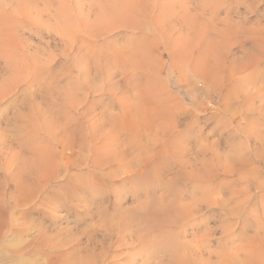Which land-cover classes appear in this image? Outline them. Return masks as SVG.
I'll list each match as a JSON object with an SVG mask.
<instances>
[{
	"label": "rangeland",
	"instance_id": "rangeland-1",
	"mask_svg": "<svg viewBox=\"0 0 264 264\" xmlns=\"http://www.w3.org/2000/svg\"><path fill=\"white\" fill-rule=\"evenodd\" d=\"M27 1L30 2V4ZM27 1L0 0V36L2 35L0 44L4 41V44L7 43L9 45L5 47H2V44L0 45V70L4 66V62L2 61L3 58H5L6 61L14 63L15 61L13 60H16V65L19 64L17 65L18 69L23 72L21 73L22 76L25 74L23 79L33 74V72H39V75L42 77L36 81V88H41L42 86L46 88L48 85L52 88L54 87L53 90L49 86L52 91L50 88H46V90L42 87L44 90L52 92H49V96H53L56 100L53 99L55 101L57 117H55V121L52 120L51 123L54 129H58L62 124L64 125L66 123H76L77 121L85 122V120L80 119L81 116L79 114L86 108H93L96 109L97 112H100L106 106L110 105L115 108L114 113H121L117 99L120 96V92L116 91L113 87L116 80L114 74L115 70L112 68L110 69L109 65L106 66L104 57L115 55L125 46H131L133 43L137 44L138 38L135 36L139 34V32L136 31L137 29L130 28L134 24L135 19H131L132 21H127V19L136 18L137 23V20H139L138 18L141 16L142 19L140 18V20L144 21L143 25H146L149 21L148 19L152 17L147 15L149 11H154L153 14L156 15H158L159 8L161 9L160 11H163L162 8L167 12L168 10L172 11L177 2L174 0V5H172L173 0H167V3L164 4H162V0H146L147 2L145 0H136L138 6L135 0L132 2L129 1V3L127 0H119L123 9L120 7L121 10L118 11L121 4L119 5V3L114 0H110V2H108L109 0H94L92 2L91 0H51V4H49V0ZM33 1H35V3ZM113 1L115 2L114 5ZM134 1L136 3H133ZM150 1L151 3L154 2L150 4ZM170 1L172 4H169ZM182 1L184 0L178 1V4H182L175 7L176 9L178 8L177 10H179V7L180 9L184 7V10L189 6L191 9L196 8L199 13H204L207 19L210 18L212 22L214 21L213 24L211 21L207 20L204 23L206 27L203 24L200 25L201 23L190 20L187 22L188 24L183 25V27L178 26L176 29L175 27L171 29L169 25H167L168 23L163 22L161 18L158 22L161 23L162 27L167 26L166 28H161V26L156 27L154 24L153 27L148 24L149 27H153L152 29L155 30L153 32L151 28L148 29V26H146L148 30H146L147 33L161 35L159 36L162 38V40L160 39V45L162 42H165V39L168 38L171 33L174 37V39L171 37L166 40L171 41V44L165 42V44L163 43V45L160 46L158 43V48L156 46V51L152 50L151 54L154 55L158 53L154 56H150V60L164 53L162 60L163 65L166 69H169L170 66H172V62L168 59V54L165 50V45L167 43H169L170 46L175 45L176 48L178 45L179 47L181 45L184 47V42L188 41L185 45L191 43L190 39L185 40V38L191 36L194 42L192 43L194 45L197 43L196 46L199 48L193 49L194 51L191 50V54L193 52L197 54L198 51L202 50V45H204L207 40H215V38L216 42L217 39L221 40L220 44L218 41L216 45L219 44L221 52L222 48L225 47L222 52L224 55L222 53H220V55L224 56H222L223 59H221L223 64H225V62H223L224 58L226 59V66L223 68L221 61L219 66L220 69H222V78H224L226 82V94L229 92V100L226 98V115L216 110L217 106L215 105L204 112H196L193 114V116L195 115L196 117V124H193V129H190L187 136L185 134L183 137H179V139L175 138V140L170 135L167 136L171 138L167 136L163 137V135H161L163 133H159L160 130L155 132L149 125L140 124L141 127L139 125L137 126V124L142 123L140 119L133 121L134 118L131 117V115H122L123 117L121 116L122 118L119 120L126 126L124 127L122 124H119L120 121H118L119 129L120 127L121 129H125H123L124 131H121V133L118 132L112 136L113 138L116 137L117 140L113 139L111 136L105 135V133L100 136V141H103V143L106 142L108 150L117 147V149L121 151L122 148H127V155L125 154L127 157L125 155L124 157H120L119 153L120 158L118 157V159L120 161L118 159L115 160L117 163H114L113 166V169L117 167V169H120L119 177L115 178L111 184L104 185V182L101 181L102 178L99 176L90 178L88 175L92 173L91 171H93V169L88 167V165L86 166L85 163L82 164V167L78 168L77 172L86 174L83 184L91 190L82 198L81 203L76 202L80 207L74 206L59 209L53 204L49 205L45 200V197L48 195L47 191L32 198L34 202L32 200H30V202L27 200V204H15L14 197L12 195L10 196L11 190L13 189L11 187L12 184L11 182H7V188L4 187V189H1L2 192H6L7 201L9 203L12 202L10 204L11 206L6 207V210L13 215L14 223L17 221V230L20 231L22 235L12 234L9 240L12 239L15 245H19L22 240L29 241L31 245L26 249L24 254L22 253L23 255L21 254L22 259L17 258L20 253H12L19 261L11 262V260L7 259L0 262V264H50L54 259L56 264H75V260L72 256H68L67 254L76 252L79 256H85L87 253L86 251H89V249L93 250L95 255H98L99 258L98 261H96L97 259L92 257V262L87 264H264V238L258 237L254 239L255 231L264 226V119L262 121L260 120V118L262 119V117H264V101L262 98V96L264 97V51H260L261 48L264 49V0ZM124 2H126V4H123ZM143 2L144 5L142 4ZM189 2L191 3L188 4ZM95 3L97 5H95ZM184 3L188 5H183ZM145 4L146 6L151 5V7L147 8L148 12L145 11ZM142 5L144 6L143 8L141 7ZM156 6L159 7L157 8ZM170 6L173 7L172 10ZM139 7H141V9ZM126 8L128 9V14ZM135 9L138 10L137 13ZM109 10L116 19L111 17V12L109 14ZM114 10L116 11L114 12ZM174 12L172 11V14ZM49 14L51 17L52 15L54 16L52 20L57 21V19H59V25L56 21H51ZM130 15L133 16L131 17ZM146 15L149 17L148 19H146ZM62 17L63 20H66L65 22L60 20ZM69 19H71V22L68 21ZM124 20L127 24L130 22V24L125 26ZM142 21L141 23L138 22V24L141 25ZM50 22L53 23L51 24ZM189 22L194 24L192 25V23ZM64 23H66V25ZM156 24L158 25V23ZM174 24L176 25L175 22ZM194 25H196L197 28H194ZM199 25L200 27H198ZM184 26L186 28L188 26H193L191 28L192 33H190V30H188V32ZM181 28L186 31V35H183L185 31H181ZM210 28L212 29L211 32L214 31L212 33L213 35L210 33ZM158 30H163V32H159ZM170 30L171 33L166 35V32ZM222 30L223 32L224 30L226 31L224 32L225 34H223ZM175 32L179 34V36L177 35L179 41L175 40L177 37ZM187 32L190 34H187ZM162 33L165 34V38ZM210 34L211 39L208 38ZM184 36L185 41L182 42ZM194 38H197L196 41ZM131 39H134L135 42ZM138 43L140 44V41ZM192 43L188 45V48ZM194 45L192 46L194 47ZM250 45L254 48L256 47V50L250 47ZM175 46L171 48L175 49ZM192 46L190 47L191 49ZM179 47L178 49H180ZM2 48H6V51L4 50L5 55L3 54ZM119 48L121 49L117 51ZM191 58L193 60V57ZM191 58L188 61L186 60L188 65L185 64V66H182L187 70L184 68V70L181 69L185 74H189L190 72L189 75L192 73L190 71L191 65L189 64L193 62ZM246 58L249 60H246ZM45 59L49 62L47 67L43 66L45 65ZM94 59H96V62ZM244 59L249 63L252 61V63H250L251 65L249 64L247 66L246 64H248V62H243ZM237 60H239V62ZM154 61L155 60H153V62ZM183 61H181V64L184 65L185 60ZM234 61L239 65L236 64V67L235 65L232 66V64H235ZM240 61L243 62L242 65H240ZM29 62L30 64L34 62V65H39L38 67L33 64V66H29ZM212 62L214 63L213 65H215L218 63V60L215 59V61ZM243 65L246 66L243 68ZM23 68L26 70H23ZM254 70L256 72H254ZM178 74V70H175L174 75L178 76ZM257 76H259V79ZM256 77L259 80L257 84L255 82L257 81ZM39 80L43 84L38 83ZM172 82L173 81H170V83ZM30 83L31 81L23 85L21 90L22 88H27L26 86L29 87ZM255 84L260 87V90H258L259 88ZM181 86H173L174 88L172 87V90L175 93H181V98H183L185 102H188L185 98L186 96H184V90L188 89L186 83H183ZM240 86L242 88L238 89L237 87ZM241 90L243 92H240ZM253 90H255V92ZM250 92L253 97L256 95V97L259 96L261 99L258 97H254L256 98L254 99L250 95ZM257 92H259L258 95ZM72 95H75L77 99V105L74 110L71 109L70 105ZM243 95L245 97H243ZM240 97L243 102L239 99ZM253 100L255 103H253ZM216 102L217 100L215 101L217 105ZM239 102L243 107H240L241 104ZM237 104L240 106L238 107ZM249 107H252V110L255 108V110H253L254 112L251 111ZM257 108L260 110L258 111ZM237 109H240V111ZM261 110H263V112ZM237 111L239 112L238 114ZM250 111L252 113H250ZM256 111L262 114L260 115L258 113V116ZM232 112H234L233 115ZM253 114L256 116H251ZM249 115L253 120H250L251 118ZM124 116L129 117L125 120ZM258 117L260 118L258 119ZM57 118L61 125L59 123L56 124V122H58L56 121ZM130 118L132 119L130 120ZM187 120L188 119L183 118L180 122L182 123L180 127H184ZM258 122L259 124L263 123L259 125ZM129 123L130 126L127 125ZM133 124H136V126ZM133 126L136 128L139 127L140 130L136 128L132 129ZM216 126L217 130L215 129L216 131L212 132ZM250 126L251 128H249ZM126 127H129L131 130L129 128L128 130ZM144 128L152 132L151 135L149 131L152 138H150V135H147L148 132L145 134L146 130L142 131ZM136 130L138 132L142 131L144 134L141 132L138 133ZM125 131L127 134H124ZM132 132L138 133V135L141 134L138 138V136H135ZM257 134L261 135V137L257 136ZM103 135L105 137H102ZM159 135H161L160 140L164 141V143L158 139L160 138ZM119 136L122 138L118 139ZM154 136L155 138L153 140ZM128 137L133 138L134 144L132 143L133 141L128 140ZM140 137L141 139L146 137L143 139V141L145 140L143 143ZM167 138L168 141L166 142ZM205 138L208 139V142ZM197 139H199L200 142ZM201 139L204 140L202 141ZM146 141H148V144ZM150 141L152 142L149 143ZM155 142H157V144ZM202 142L205 144L202 145L203 148L199 147ZM100 143L102 144V142ZM196 143H200V145H196ZM119 144H121V146H119ZM206 144H208L207 147L210 145L208 149L205 147ZM140 145H149L148 147L146 146L149 149L146 150V148L144 150L146 152H144L142 149H144L145 146L140 147ZM136 146H139V149L136 148ZM198 148L201 150L197 151ZM128 149L130 152H128ZM141 151L144 154L141 153ZM200 152L201 156L204 154L205 157H208L206 159L200 157ZM225 152L226 155L228 154L226 157L224 156ZM132 154L135 156L132 158H136V161L131 160L129 157L132 156ZM139 154H141L143 158ZM197 154L198 157L196 156ZM65 156V161L76 158V154H66ZM147 156L148 158H146ZM229 156L235 159L232 160ZM243 156L247 162H244L246 161L245 159L243 161ZM138 157L142 159L140 158V160H138ZM121 158H123V160ZM124 158H126V160ZM226 160H228V162ZM239 160L242 164L239 163ZM123 161L124 163H122ZM141 161L147 165L145 164V166H143L144 164L141 163ZM138 163L141 166H139ZM121 165H124V167L126 165V171ZM127 165H130V167L128 166L130 170H128ZM135 167H137V169L146 168L145 172H147V175L138 177L134 170ZM2 168L3 169L0 170V176H8V167L5 166ZM255 168L257 172H255ZM253 169L255 170L252 171ZM101 171L104 173L108 170L103 168ZM11 172H13V170ZM70 173L72 174V172ZM122 173L123 175H120ZM195 174H200L201 178L200 175L196 176ZM64 181L63 179L53 181L47 189L49 190L61 186L64 184ZM202 195H204V199ZM247 197L250 198L249 203L243 206L242 203ZM41 202L44 203L42 204ZM223 203H228V205L233 208L235 214H232V212L229 214L227 210L225 212L220 206ZM41 204L43 206H41ZM159 206L161 207L159 208ZM162 206H164V210H162ZM166 206L168 208L165 209ZM71 209L73 210L71 211ZM151 212L152 214H156H151L152 216H150ZM207 218L208 220H206ZM206 226L210 228V232L207 234L205 233ZM262 232L263 230H261V234ZM45 234L50 237V240L47 245L42 246L41 243L45 239ZM203 236H207L208 240L205 241V237ZM1 245L2 244H0V249H3L4 247ZM191 253H195V257L191 255ZM64 255H66V257L62 258ZM126 257L128 259H126ZM20 260H22V262H20Z\"/></svg>",
	"mask_w": 264,
	"mask_h": 264
},
{
	"label": "bare ground",
	"instance_id": "bare-ground-1",
	"mask_svg": "<svg viewBox=\"0 0 264 264\" xmlns=\"http://www.w3.org/2000/svg\"><path fill=\"white\" fill-rule=\"evenodd\" d=\"M25 1H27V0H25ZM92 1H94V0H91V2ZM98 1H100V0H98ZM114 1L118 2L119 5L121 4V2L119 0H114ZM114 1H113V5L115 4ZM129 1L132 2L133 0H127L128 3H129ZM135 1L133 3L137 2V1L136 2ZM176 1L177 2L175 4L176 5L175 7H177V5L180 4V3L178 4L179 0H176ZM209 1H211V0H209ZM23 2H24V0H23ZM33 2L35 3V1H33ZM49 2H50L49 4H51V0H49ZM108 2H110V0ZM174 2L175 1L173 0V4H172L170 1L169 4L174 5ZM182 2H185V0ZM28 3L30 4V2H28ZM34 3H32V4H34ZM60 3H62V2H60ZM111 3H112V1H111ZM148 3H149V1H148ZM152 3L150 1V4H152ZM164 3H167V0H162V4H164ZM190 3L191 2H189L188 4H190ZM20 4H21V2H20ZM123 4H126V2H124ZM130 4H132V3H130ZM142 4L144 5V2ZM95 5H97V4L95 3ZM101 5H99V6H101ZM113 5H112V7H113ZM137 5H138V2H137ZM143 5L141 6L142 8L144 7ZM183 5H186V4L184 3ZM123 6H125V5H123ZM145 6H146V4H145ZM120 7L122 8V4H121V6H119L118 11L121 10ZM130 7H132V6H130ZM141 7H139V8L141 9ZM149 7H151V5L146 6V10L145 9L144 10L147 11V8H149ZM153 7H155V6H153ZM175 7H174L175 12H174L173 7H171V10L173 9L172 11L174 12L173 14H172V11L168 10V12H167L162 7L161 8L163 11H160L161 10L160 8H159V12L157 10L158 15L153 14L154 11H149V12L147 11L148 12L147 15L152 16V17H151V19H148L149 17H147V15H146V17H147L146 19L149 20L146 25H143L144 21L140 20V18L142 19L141 16H140V18L137 17L139 19V20H137V23H136V18L127 19V21H129V20L132 21L133 19H135L134 24L131 22L133 24V25L131 24L132 27H130L131 25L129 27L132 29H137L136 31L139 32V34H137L135 37L138 38V40L140 41V44L138 43L139 41L137 40V44L133 43V45L128 46V47H126V46L124 47V45H123L124 48L122 47L123 48L122 50H120L121 48L117 49V51L118 50H120V51H118V53H116L115 55L104 57V61H105L106 66L109 65L110 69L112 68L115 70L114 74H115L116 80L114 82L113 87L116 89V91L120 92V96L117 99H118V104L120 107L119 110L121 111V113H117V114L114 113L115 108L113 106H110V105L106 106L100 112H97V110L93 109V108H89V109L86 108V109H83V111L79 114L81 116L80 119L85 120V122L82 121L83 122L82 123L80 121H77L76 123H66L64 125L63 124L61 125L60 122L58 121V118H57L56 121H58V122H56V124L59 123L61 126L58 129H54V128H52L51 123H52V120L56 119L55 117H57L56 108H55V101L56 100L53 98V96L52 97L49 96V92H50L49 90L46 91L51 86L48 85V87H46L47 89L45 88V86H42L46 90H44L42 87H41L42 89L36 88V84H37L36 81L42 77L41 75H39V72L38 73L33 72V74H31L28 77L23 79V76L25 74L22 76L21 73H23V72H21V70L18 69L17 65H19V64L16 65V62H17L16 60H13V61H15V63H14V62L6 61L5 58H3L4 60L2 59V61L4 62L3 63L4 66L0 70V170L3 169L2 167H5V166L8 167L7 169L9 170V173H8L9 175L8 176L2 175V177L0 176V244H2L1 246L4 247L3 249H0V262L7 260V259L11 260V262L19 261L18 259H16V256H14L12 253L13 252L20 253L19 257H17V258L22 259L21 254L22 253L24 254L26 249H28V247H30V245H31V243H29V241H25V240L20 241L19 245H15V243L12 239L9 240V237L12 234L13 235L17 234L19 236H22V235H21V232L17 230L18 229L16 226L17 221H16V223H14L15 221H13L14 220L13 215L6 210V207L11 206L10 204L12 203L11 201H10L11 203H9L7 201L6 192L1 191V189H4V187L7 188V182H11V184H12L11 187L13 189L11 190L10 196L12 195L14 197L15 204H19V205H22L24 203L27 204L28 203V202H26L27 200H29V202H30V200H32V198H35L38 194H42V193H45V191H47L48 195L46 194L47 197H45L46 198L45 200L49 203V205L53 204L56 208H59V209L64 208V207L69 208V207H74V206L80 207V205L77 204L76 202L81 203L82 198L87 194V192H90V190H91L89 187H86V185L83 184V182L86 178V174L77 172L78 168L82 167V164L85 163L86 166L88 165V167L93 169V171H91L92 173H90L89 175L87 174L90 178L93 176H96V177L99 176L100 178H102L101 181L104 182V185L105 184H108V185L111 184L115 178L119 177L120 169H117L118 167L113 169V166H114V163H117V161L115 162V160L118 159L119 153H120V157L121 156L124 157V155L126 154L127 148L123 149L122 147H125V146H122L121 148L123 150L121 149V151H120V149H117V147L112 148L113 147V145H112V147H111L112 149L108 150L106 142L104 141L105 143H103V141H100V136L105 133V135L112 137L115 133L117 134L118 132L121 133V131H124L123 129H125V128L122 127L123 129H121V127H120V129H121L120 130L119 126H118V121H120L119 119H121L123 117L122 115H125V116L127 114L131 115V117H133L135 119V120L133 119V121H137L140 119V122H142V123L137 124V126L139 125L141 127L140 124L149 125L151 127V129H153L155 132H158V130H160L159 133L161 134V132H162L163 134H161V135H163V137L170 135L174 138V140H175V138L179 139V137H183L185 134L187 136V133L190 131L193 124L196 122V117H195V115L193 116V114L196 112H204L205 110H207V109H209L215 105V106H217L216 110H218L221 113H224L226 115V111H227V109H226V98H228V100H229V92L226 94V82H225V79L222 78V73H221L222 69H220V66H219L221 59H223L222 56L224 55V53H222V52H223V49L225 48V47L222 48V46H221V48H222V52H221L220 46H219L221 40L217 39V42H216V38H215V40L213 39V40H207V42L205 41L206 43L204 45H202V47H203L202 50L198 51V53L195 54L193 52L194 51L193 49L197 48V46H196L197 43L195 45L193 44L194 43L192 41L193 38L191 39L190 35H189L190 36L189 38H185V36H184L182 39V42L185 41L186 39H190L191 43L193 42L192 45H194V47L196 46L195 48L191 45L192 49L190 48L191 46L189 47L190 48L189 49L188 45L191 43H189L188 45L187 44L185 45V43L188 41L184 42V45H183L184 47H182V45L179 47V45L176 44V45H178V47L180 49H178V47L176 48L175 45L170 46L171 41H169V40L166 41L168 38L170 39L171 37H173L171 30H170V31L166 32V35L167 34L169 35V33H171L170 36L165 39V42H169L170 44L167 43L165 45V50H166V53L168 54V59L172 62V66H170L169 69H166L164 67L163 61H162L164 53L155 56L154 57L155 59L152 57L153 59L150 60V56H154L158 53V52L155 54L153 53L154 55H152L151 51L152 50L154 51L155 49L158 48L157 45H158V43L160 45V42H161L160 39L162 40V38L159 37V36H161L159 34L147 33L148 30L146 29L147 28L146 26H148V29L151 28V30L153 32L155 29L153 30L152 28L155 25H156V27L161 26V28H166L167 26L162 27L161 23L158 22V20L160 18H161V20H163V22L168 23L167 25H169V27L171 29H173V27H175V29H176V28H178V26L183 27V25L188 24L187 22L190 20H193L194 22H197V23H201L200 25H202V24L205 25L204 23L207 20L211 21L212 24L214 22V21L212 22V20L210 18L207 19L205 17L204 13H202V12L199 13V11H197L196 8L191 9V7L189 6L190 8L186 7V9L184 10L183 9L184 7L182 8V6H181L182 9H180V7H179V10H177L178 8L176 9ZM195 7H197V6H195ZM26 9H23V10H26ZM136 9H138V8H136ZM165 9H167V8H165ZM116 10H114V12ZM144 10H142V11H144ZM124 11H125V9H124ZM127 11H128V9L126 8V12ZM110 12L111 11L109 10V14H110ZM137 12H138V10H136V13ZM106 13H107V11H106ZM142 13H141V15H143ZM123 14H121V15H123ZM127 14H128V12H127ZM114 15H115V13H114ZM49 16H50V14H49ZM134 16H137V15H134ZM47 17H48V15H47ZM53 17H54L53 15H52V17L50 16L51 21H56V20H52ZM111 17H113L112 12H111ZM125 17H126V15H125ZM143 17H144V15H143ZM113 18L116 19V17H113ZM106 19H109V18H106ZM58 20L59 19H57V21H56L57 24L59 23ZM60 20H63V17ZM70 20L71 19H69L68 21H70ZM65 21L66 20H63L62 22H65ZM141 21H142V24L141 25L138 24V22L141 23ZM123 22L126 24L125 26L130 24V22L127 24V22H125V20ZM160 22H162V21H160ZM174 22L176 23V25L174 24ZM118 23H119V21H118ZM156 23H158V25L159 24L160 25L158 26ZM189 23H192V22H189ZM211 23L209 22L210 25H211ZM51 24H49V25H51ZM64 24L66 25V23H64ZM148 24L150 26H153V24H154V26L149 27ZM193 24L194 23H192V25ZM200 25L198 27H200ZM207 25H208V23H207ZM214 26H215V23H214ZM192 27L188 26L187 28L185 27V29H187V31L188 30L191 31ZM194 28H197V26L194 25ZM158 29H160V28H158ZM151 30H150V32H151ZM156 30H157V28H156ZM165 30H167V29H165ZM180 30L182 31L184 29L181 28ZM194 30H193V35H194ZM211 30L212 29L210 28V33L212 34L214 31L211 32ZM225 30H224V32H226ZM158 31L163 32V30H161V31L158 30ZM197 31H198V29H197ZM197 31H196V33H197ZM188 32H187V34L192 33V31L190 33H188ZM216 32H218V31H216ZM222 32H223V30H222ZM224 32H223V34H225ZM175 33H176V36L177 35L179 36V34H177V32H175ZM182 33H180V34H182ZM163 34L164 33H162V35ZM211 34L208 36L209 39H211L210 38ZM183 35H186V31H185V34H183ZM217 35H218V33H217ZM1 36H0V39L2 38ZM178 36L175 38L176 41L179 39ZM194 37H196V36H194ZM214 37H216V36H214ZM222 37H224V36H222ZM164 38H165V34H164ZM181 38H182V36H181ZM184 38H185V40H184ZM173 39H174V37H173ZM196 39H195V41H196ZM1 40H0V42H1ZM3 40H4V38H3ZM132 41L135 42L134 39ZM163 41H164V39H163ZM218 41H219V44L216 45L218 43ZM3 42L1 43L2 45L0 44L2 47H5L6 45H8L7 43L4 44ZM165 42H162L161 45H163V43L165 44ZM200 42H201V40H200ZM130 43H132V42H130ZM257 43H259V42H257ZM261 43H263V42H261ZM173 44H174V42H173ZM180 44H183V43H180ZM199 44H202V43H199ZM222 45H223V43H222ZM156 46H157V48H156ZM174 46H175V49L171 48ZM250 47H253V46L250 45ZM255 48L253 47V49H255ZM197 49H199V48H197ZM4 50L6 51V48L3 49V54L5 55ZM191 50H193L192 54H191ZM262 50L264 51L263 48H261L260 51H262ZM0 52H1V49H0ZM220 53H222L223 55L221 56ZM260 53H257V54H260ZM262 54H263V52H262ZM218 56H221V57H218ZM248 56H249V54H248ZM191 57H193V60ZM225 57H226V55H225ZM190 58L193 61L192 63H189L191 65V70H190L192 72L191 75H189L190 72H189V74L188 73L185 74L181 70L184 68L182 66H185V64L188 65L187 64L188 62L186 63V60L188 61ZM215 59L218 60V63L213 65L214 63L212 61H215ZM247 59L248 58H246V60ZM153 60H155V61L153 62ZM183 60H185L184 65L181 64L182 63L181 61H183ZM225 60L226 59L224 58L223 62H225V64H226ZM246 60L244 59L243 62ZM94 61L96 62V59H94ZM235 61H234V63H235ZM237 61L239 62V60H237ZM240 62H241L240 65H242L243 62L242 61H240ZM247 62L248 61H246L245 63H247ZM48 63H49L48 60L45 59V65H43V66L47 67ZM221 63H222V61H221ZM250 63H252V61H250ZM250 63L248 62V64H246V65L248 66ZM29 64H30V62H29ZM32 64L34 65V62H32ZM32 64H30L29 66H31ZM166 64H167V62H166ZM222 64H221V67H222ZM225 64H223V68H224V66H226ZM236 64L239 65L238 63H235V64H232V66L235 65V67H236ZM254 64H255V62H254ZM38 65L39 64H35L34 66L38 67ZM246 65H243L242 67L244 68V66H246ZM19 67H21V66H19ZM27 67H28V65H27ZM25 68H23V70ZM184 69L187 70L186 68H184ZM175 70H178V72H179L178 76L174 75ZM179 70H181V71H179ZM256 70H258V69H256ZM254 72H256V71L254 70ZM44 77H46V76H44ZM192 77H194V78H192ZM240 77H242V76H240ZM257 77L259 79V76H257ZM257 77H256V79H257ZM261 78H263V77H261ZM258 79H257V81H255L256 84L259 81ZM28 81L29 82L31 81L29 87L26 86L27 88H24V89L22 88V90H21V87L23 85H26L29 83ZM170 81H173L172 82L173 86H176V87H179L183 83H186V86L188 89L184 90V96H186L185 98L187 99L188 102H185L184 99L181 98V93L179 94V92L178 93L173 92V90H172L173 86H172V83H170ZM38 83H41L40 80ZM41 84H43V83H41ZM262 84H263V80H262ZM39 86H37V87H39ZM241 86L237 87V88L241 89L242 88ZM51 88H50V90H51ZM181 88H182V86H181ZM258 88L257 89L260 90V87H258ZM52 89L54 90V87ZM244 89H242V90H244ZM242 90L240 92H243ZM263 90H262V92H263ZM253 91L255 92V90H253ZM251 92H250V95L252 94ZM50 93H52V92H50ZM236 94H235V96H236ZM258 94H259V92H257V95ZM260 94H262V93H260ZM247 96H248V94H247ZM243 97H245V96L243 95ZM254 97H256V95ZM257 97L260 98L259 96H257ZM235 98H237V97H235ZM256 98H254V99H256ZM262 98L264 101L263 96H262ZM239 99H241V97ZM248 99H250V98H248ZM216 100H217V102H216L217 105L215 104ZM256 101H259V100H256ZM229 102H231V101H229ZM242 102H243V100H242ZM249 102H250V100H249ZM253 103H255L254 100H253ZM253 103H252V105H253ZM260 104H259V106H260ZM70 105H71V109L74 110L76 108L77 99H76L75 95H72ZM252 105H250V106H252ZM239 106L240 105H238V107ZM240 107H243L242 104ZM249 108H251V111L255 110V108L253 110H252V107H249ZM258 108H257V110L259 111L260 109H258ZM120 111H118V112H120ZM238 111H240V109ZM238 111H237V114L239 113ZM251 111H250V113H252ZM261 111L263 112V110H261ZM256 113H257V111H256ZM258 113H257V115H258ZM233 114H234V112H232V115ZM259 114L261 115L262 113H259ZM263 115H264V112H263ZM125 116H124V118L126 120V118L129 116H127V117H125ZM251 116H256V115L253 114ZM251 116H250V118H251ZM260 117H258V119ZM183 118H186L189 121L188 120L186 121V124L184 125V127L183 126L180 127V124H182L180 122ZM191 118H193V119H191ZM253 118H255V117H253ZM131 119L132 118H130V120ZM247 119H249V118H247ZM263 119H264V117H262V119L260 118L261 121ZM250 120H253V119L251 118ZM121 122L122 121H120L119 124L123 123V122L122 123ZM263 122H264V120H263ZM135 123H137V122H135ZM252 123H254V122H252ZM262 123L259 124V122H258L259 125H261ZM127 125L130 126V123ZM133 125L136 126V124H133ZM53 126H54V124H53ZM135 128L136 127L133 126L132 129H135ZM145 128L142 131L146 130ZM249 128H251V126ZM249 128H248V130H249ZM252 128H254V127H252ZM136 129L140 130L139 127ZM199 129H201V128H199ZM215 129L217 130V126L212 130V132L216 131ZM142 131H139V132L142 133ZM149 131L150 130L145 131V134L148 132V134H147L148 136L150 135ZM246 131H247V129H246ZM125 133H126V131L124 132V134ZM138 133H133V134L135 136H138V138H139L141 133L139 135H138ZM197 133H199V132H197ZM142 134H144V133H142ZM153 134H155V133H153ZM147 135H144V136H147ZM151 135H152V132H151ZM151 135H150V138H152ZM161 135H159L160 136V138H158L159 140L161 139ZM108 136H106V137H108ZM120 136H121V134H120ZM120 136L118 139L122 138ZM257 136L261 137V135H258V134H257ZM102 137H105V136L103 135ZM132 137L131 138L128 137V140L133 141ZM192 137H190V138H192ZM196 137H197V135H196ZM126 138H124V139H126ZM145 138L143 137V139H145ZM154 138H155V136L153 137V140H154ZM168 138H171V137H168ZM168 138L166 139V142L168 141ZM113 139H116V137ZM143 139H141V137H140V140H142L141 141L142 143L145 141V140L143 141ZM205 139H206V141L208 140L207 138H205ZM171 140H173V139H171ZM197 140L199 141V139H197ZM108 141H110V140H108ZM119 141H116V142L120 143ZM148 141H146L147 144H148ZM257 141H259V140H257ZM260 141H261V139H260ZM100 142H102V144ZM116 142H113V143H116ZM121 142H123V141H121ZM151 142L152 141H150L149 143H151ZM161 142L164 143V141H161ZM132 143L134 144V141ZM155 143L157 144V142H155ZM210 143H208V144H210ZM129 144H127V145H129ZM197 144L200 145V143H196V145ZM208 144H206L205 147H207ZM155 145H152V146H155ZM202 145H205V144H203V142H202L201 146H199V147L203 148ZM119 146H121V144H119ZM141 146H145L144 149H142L144 151L149 145L148 146L147 145H140V147ZM209 146L206 149H208ZM133 147H135V146H133ZM133 147H131V148H133ZM138 147L136 146V148H138ZM128 148H129V146H128ZM148 149L149 148H147L146 150H148ZM198 149H197V151L201 150L200 148H198ZM206 149H205V151H206ZM261 149H263V148H261ZM132 150H134V149H132ZM164 151H165V149H164ZM128 152H130V150ZM137 152H139V151H137ZM144 152H146V151H144ZM202 152H204V151H202ZM141 153H143V152L141 151ZM196 153H198V152H196ZM261 153H262V151H261ZM66 154H68V155L76 154V158L73 160L65 161V157H66L65 155ZM139 155L141 156V154H139ZM139 155H136V156H139ZM199 155L202 158L204 157V159H206L208 157V156L205 157L204 154H203V156H201V152ZM227 155L225 152L224 156L226 157ZM148 156L146 158H148ZM163 156H164V154H163ZM196 156L198 157V154ZM129 157L131 158V160L136 159V158L135 159L132 158V157H135V156H133V154H132V156H129ZM129 157H128V160H129ZM141 157L143 158V156H141ZM140 158L138 157L137 159L140 160ZM149 158H152V157H149ZM229 158H230V156H229ZM232 158H230V159H232ZM121 159L123 160V158H121ZM124 159L126 160V158H124ZM224 159H226V158H224ZM234 159H232V160H234ZM244 159H245V157L243 158V161H244ZM196 160H197V158H196ZM263 160H264V158H263ZM135 161H132V162H135ZM148 161H149V159H148ZM188 161H190V160H188ZM226 161L228 162V160H226ZM129 162H131V161H129ZM205 162H206V160H205ZM244 162H247V160ZM248 162H250V161H248ZM122 163H124V161ZM141 163H143V161H141ZM239 163L242 164V162L240 160H239ZM143 164H144L143 166H145L146 163H143ZM116 166H118V165H116ZM128 166L130 167V165H127V168H128ZM139 166H141V165L139 164ZM123 167H124V165L122 166V168ZM125 167H126V165H125ZM125 167H124V170H125ZM103 168H106L108 171L103 173L101 171ZM122 168H121V170H122ZM140 169H137V167H135V169H134L135 173L138 175V177H141V176L143 177V176L147 175V172H145L146 168L145 169L142 168L141 170ZM255 169H253L252 171H254ZM12 170H13V172H11ZM97 170L100 172H98ZM128 170H130V168H128ZM132 170H133V168H132ZM199 171H201V170H199ZM199 171H196V172L198 173ZM70 172H72V174ZM129 172H131V171H129ZM255 172H257V169L255 170ZM124 173H126V172H124ZM128 174H130V173H128ZM120 175H123V173ZM193 175H194V173H193ZM195 175L199 176L200 174H198V175L195 174ZM191 176H192V174H191ZM200 178H201V175H200ZM58 179L65 180L64 184L61 186H58L56 188H52V189L48 190L47 188L50 186V184L53 181H56ZM202 179H204V178H202ZM207 195H208V193H207ZM203 197H204V195H202V198ZM205 197H206V195H205ZM41 198H43V197H41ZM249 200H250V198L247 197V199H245V201L242 203L243 206L248 204ZM32 201L34 202V199ZM42 204H41V206H43ZM220 206L225 212L227 210V212L229 214L231 212H232V214H235L233 208H231L228 205V203H226V204L223 203ZM160 207L161 206H159V208ZM163 207L164 206H162V208ZM166 208H168V207L166 206L165 209ZM72 210L73 209H71V211ZM158 210H160V209H158ZM162 210H164V208ZM151 214H152V212L150 213V216H152L153 214H156V213H153L152 215ZM206 220H208V218ZM261 230H263V232H262L263 235L261 234ZM208 232H210V228L208 226H206L205 233L207 234ZM107 233H109V232H107ZM110 235H111V233H110ZM23 236H25V235H23ZM203 237H205V236H203ZM258 237L264 238V226H263V228H261V229L258 228V230L255 231V238L254 239H256ZM44 238L45 239L41 243L42 246L47 245L49 243V240H50V237L47 234L44 235ZM207 240H208V238L206 236L205 241H207ZM102 248H103V246H102ZM103 250H104V248H103ZM86 252H87L86 255L84 254L85 256H79V255H77L76 252L69 253L67 255L72 256V258L75 260V264L76 263L77 264L91 263L92 257H94L95 259H97L96 261H98L99 257H98V255H95L93 250L89 249V251H86ZM194 254L191 253V255H193V256H194ZM65 257H66V255H64L62 258H65ZM102 258H103V256H102ZM126 259H128V258L126 257ZM102 260H100V261H102ZM20 262H22V260H20ZM51 263L56 264L55 259L53 261H51ZM249 263H251V262H249Z\"/></svg>",
	"mask_w": 264,
	"mask_h": 264
}]
</instances>
